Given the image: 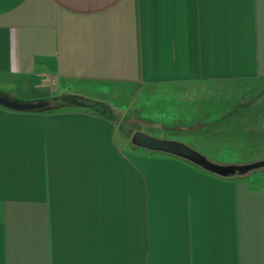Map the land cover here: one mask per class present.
<instances>
[{"label":"crops","instance_id":"crops-1","mask_svg":"<svg viewBox=\"0 0 264 264\" xmlns=\"http://www.w3.org/2000/svg\"><path fill=\"white\" fill-rule=\"evenodd\" d=\"M259 83L264 0H0V92L84 100L0 105V264H264V170L222 176L121 131L163 125L145 98L194 100L166 121L189 125L193 87ZM218 134L187 143L220 165L264 160Z\"/></svg>","mask_w":264,"mask_h":264},{"label":"rangeland","instance_id":"rangeland-1","mask_svg":"<svg viewBox=\"0 0 264 264\" xmlns=\"http://www.w3.org/2000/svg\"><path fill=\"white\" fill-rule=\"evenodd\" d=\"M251 86L254 87H248L246 90L242 89H245V86L226 84L193 87L189 96L199 99L197 101L199 108L197 112L202 114L198 115L196 121L193 122L194 124L189 125H184L182 122L171 124L166 123V121H170V118L167 117L170 114L180 117L178 111L196 109L194 100L190 104L187 100L182 102L179 101L178 97L175 98L174 96L168 98L165 96L145 98L144 107L149 110L150 114L157 113L156 117L158 120L156 118L152 119L154 121H163V125L156 122L157 129H155L152 126H148V124L143 126L142 123L145 122L143 119H139L138 122H134L135 119H131L122 125L121 131L125 133V127L128 128L130 139H132L134 132L145 130V132L147 130L151 132L157 130V132L152 133L163 132L170 136L179 135L186 138L184 143L188 144L191 142V145H196L198 147L196 149L202 152L205 149L212 148V145H208V141L211 139L204 137L206 135H203V133L211 134L218 131L219 134L216 138L223 145L221 147L215 146L214 148L219 147L221 148L220 151L223 150L226 142L235 141L234 143H237L240 138L243 140L238 143L240 148L249 147L264 151V85L259 83ZM190 112L188 110V113ZM145 115L147 116L148 114L146 113ZM205 117L211 118V120H205ZM133 122L136 124L134 125ZM225 123L231 124L226 127L225 131L224 129L220 130V126ZM164 125L170 127V129H164L162 127ZM196 130L200 133L195 132ZM244 133L249 136V143L251 144L245 141L248 137L243 136ZM193 137L196 139L193 140ZM203 142L205 146H201ZM190 144H188L190 147H194ZM256 170H264V167Z\"/></svg>","mask_w":264,"mask_h":264},{"label":"water","instance_id":"water-1","mask_svg":"<svg viewBox=\"0 0 264 264\" xmlns=\"http://www.w3.org/2000/svg\"><path fill=\"white\" fill-rule=\"evenodd\" d=\"M49 104V99L39 101H20L8 97L7 95L0 92V105L14 110H41L46 108ZM132 142L149 150L163 151L183 157L205 168L206 170L220 174L222 176L243 175L252 170L264 167V160L242 165L216 164L209 161L188 144L180 140L155 137L145 131L134 132L132 135Z\"/></svg>","mask_w":264,"mask_h":264},{"label":"trees","instance_id":"trees-1","mask_svg":"<svg viewBox=\"0 0 264 264\" xmlns=\"http://www.w3.org/2000/svg\"><path fill=\"white\" fill-rule=\"evenodd\" d=\"M81 105H84L83 99L79 98V96L76 97V95L65 93V94H60V95H57L51 98L50 104L46 108L41 109L39 111L46 110L49 112H55V111L64 110L66 108L67 109L73 108V107L76 108V106H81ZM18 111H22V110H18ZM23 111H34V110H23ZM243 175H235V176H243Z\"/></svg>","mask_w":264,"mask_h":264}]
</instances>
